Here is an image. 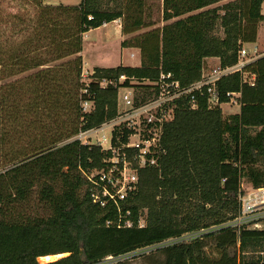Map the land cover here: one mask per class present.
<instances>
[{
	"label": "trees",
	"instance_id": "trees-1",
	"mask_svg": "<svg viewBox=\"0 0 264 264\" xmlns=\"http://www.w3.org/2000/svg\"><path fill=\"white\" fill-rule=\"evenodd\" d=\"M263 3L0 0V264H264V216L260 229L227 225L239 216L243 183L264 187V55L248 65L254 85L239 72L217 83L222 102L241 93L238 113L224 116L205 97L196 108L179 101L159 164L142 168L118 205L94 203L85 175L109 153L74 139L117 115L119 86L149 93L144 82L162 73L187 86L209 57L234 65L242 44L257 41ZM115 20L140 65L96 66L84 80V34ZM199 230L207 231L161 245Z\"/></svg>",
	"mask_w": 264,
	"mask_h": 264
},
{
	"label": "built area",
	"instance_id": "built-area-1",
	"mask_svg": "<svg viewBox=\"0 0 264 264\" xmlns=\"http://www.w3.org/2000/svg\"><path fill=\"white\" fill-rule=\"evenodd\" d=\"M120 26V23H119ZM264 55V41L261 46L258 41L244 43L238 52V59L234 65L222 66L220 59L217 63L203 62L201 78L187 86H182L171 74L160 75L157 81H145L143 89L149 93L136 92L134 87L119 86L117 97V115L102 123L99 127L79 132L74 139L84 144L99 146L109 153L106 166L92 173H86L87 179L93 184V202L105 206L103 197L118 205L130 192L138 187L140 170L147 166H157L163 155L162 136L164 126L171 121L181 99H188L192 108L198 107L200 98L207 99L208 107L235 105L241 107L240 92L227 93L229 101L222 102L217 89L218 81L231 73L239 72L243 81L255 84V74L248 70V65ZM133 57L134 54L132 53ZM92 71L82 72L84 80ZM126 77L120 76L118 83ZM108 81L101 85L105 87ZM118 83H114L117 85ZM91 102H85L84 108L89 109ZM241 210L239 216L227 225L240 227L250 224L253 228H263L259 216L254 214L257 208H264V187L251 188L239 195ZM259 218V219H258ZM143 222H140L142 225ZM131 225L130 221L126 222ZM207 230L187 232L179 237L170 238L161 245L189 240L200 236ZM155 246L151 247L154 248ZM149 251V248L142 249ZM119 258L108 256L105 261Z\"/></svg>",
	"mask_w": 264,
	"mask_h": 264
},
{
	"label": "rangeland",
	"instance_id": "rangeland-1",
	"mask_svg": "<svg viewBox=\"0 0 264 264\" xmlns=\"http://www.w3.org/2000/svg\"><path fill=\"white\" fill-rule=\"evenodd\" d=\"M81 0H47L48 3L52 4H79ZM154 4H158L160 0H152ZM262 13L264 14V3L262 5ZM158 19V17H156ZM118 23H121V20H115L113 22L107 23L104 26L91 29L86 32L83 37V49L81 51V55L83 58V70L84 72L92 71L93 67H108V66H118V65H126V66H138L141 63L140 52L136 48L132 47H122L121 40L122 32L121 28L118 26ZM163 22L159 21L157 26H161ZM121 26V25H120ZM145 31V30H142ZM258 43L262 46L264 41V21L259 24L258 30ZM134 54L132 57L131 54ZM239 110L237 106H223V115L227 116L228 114L235 113ZM245 191L251 189V185L244 182L242 186ZM264 212V208H257L254 212L256 216H259ZM258 218V219H259ZM143 222V221H141ZM262 223V222H261ZM263 224V223H262ZM208 251L213 252L212 247L208 248ZM144 252V250H139L137 252H133L127 254L125 257L129 258L134 255H138L139 253ZM60 257V256H59ZM41 262H44L43 260ZM139 261H136L138 263Z\"/></svg>",
	"mask_w": 264,
	"mask_h": 264
},
{
	"label": "crops",
	"instance_id": "crops-1",
	"mask_svg": "<svg viewBox=\"0 0 264 264\" xmlns=\"http://www.w3.org/2000/svg\"><path fill=\"white\" fill-rule=\"evenodd\" d=\"M107 24V23H106ZM106 24H104V25H106ZM103 25V26H104ZM118 26H119V23H118ZM120 28H121V26H119ZM123 37L122 38H124V35H122ZM123 40V39H122ZM121 40V41H122ZM137 49V48H136ZM218 57H209V58H206L205 60H204V62H209L210 64H214V63H217L218 62ZM108 67H113V66H108ZM229 106H235V105H229ZM238 107V106H237ZM239 110H240V108H239ZM239 110L237 111V112H235V113H238L239 112ZM231 114H233V113H231Z\"/></svg>",
	"mask_w": 264,
	"mask_h": 264
},
{
	"label": "bare ground",
	"instance_id": "bare-ground-1",
	"mask_svg": "<svg viewBox=\"0 0 264 264\" xmlns=\"http://www.w3.org/2000/svg\"><path fill=\"white\" fill-rule=\"evenodd\" d=\"M62 254H57V255H47V256H42L39 258V261H44V262H48V261H52V260H55L57 258H59V256H61Z\"/></svg>",
	"mask_w": 264,
	"mask_h": 264
}]
</instances>
